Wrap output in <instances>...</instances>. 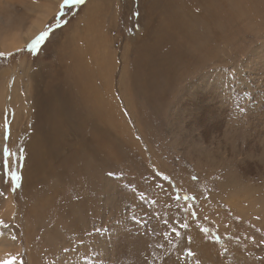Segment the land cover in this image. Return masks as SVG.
<instances>
[{"label":"rangeland","instance_id":"rangeland-1","mask_svg":"<svg viewBox=\"0 0 264 264\" xmlns=\"http://www.w3.org/2000/svg\"><path fill=\"white\" fill-rule=\"evenodd\" d=\"M151 1L122 0L114 21L117 54L105 72V84L111 86L113 71L119 132L105 130L109 150H95L96 138L85 124L79 128L68 110V120L61 127L52 122L46 132L43 150L55 172L46 169L47 182L35 200L29 195L32 187L25 196L22 169L32 122L28 119L27 129L19 133L12 122L17 108L8 105L14 78L24 70L17 67L9 77L0 103V144L7 125L11 138L3 136V149L7 146L14 155L11 172L0 167V260L264 264V0H176L171 8ZM62 3L41 32L49 36L35 50L29 46L41 33L18 52H2L0 70L23 60L33 69L51 62L54 66V47L80 22L90 0L71 8H61ZM148 3L158 14L184 6V27L160 28L175 34L177 54L169 43L165 51L170 53L161 57L151 50L152 35L140 38ZM111 11L113 17L115 8ZM147 50L152 54L148 59ZM62 61L59 74L53 66L42 70L48 82L64 76L67 63ZM144 70L151 72L146 80ZM2 89L0 82L1 94ZM87 117L84 111L82 118ZM0 155L2 162L4 152ZM189 251L196 256L189 257Z\"/></svg>","mask_w":264,"mask_h":264},{"label":"bare ground","instance_id":"bare-ground-1","mask_svg":"<svg viewBox=\"0 0 264 264\" xmlns=\"http://www.w3.org/2000/svg\"><path fill=\"white\" fill-rule=\"evenodd\" d=\"M62 1L63 0H2V6L0 5V52H18L22 50L26 44L34 40L43 31L47 22L56 14ZM121 1L122 0H90L84 12V16L81 20L79 19L80 22L76 23L71 31L69 30L70 35L68 34L69 36H67L63 42L61 41L60 47H54V49L57 48L58 50L56 51L57 55L54 59V66L51 62V64L46 63L45 65H40L38 68L33 69L29 67L30 65L27 64L26 60H23L13 69L8 67L0 70V82L3 84L2 94L0 92V103H4V99L7 95L9 77L12 74H17V67H20V73L24 70L23 74H18L14 78L11 101L8 105L9 109L13 107L17 108V117H12V122L14 123L13 126H18L19 133L27 129V125L25 124L28 119L32 122L31 135L26 141L28 152L25 153L26 159L22 169L26 189L25 196L28 194V188L32 187L33 191L29 192V195L33 200L40 196V190L43 187L45 179L44 176L47 173L46 169L49 168L48 173L50 172V174H54L55 172V167L53 169L54 171L52 170L51 158L46 157L48 154L43 150V145L48 138L46 132L51 128L49 125L52 122H54V124L59 123L56 126L61 127V125L68 120L67 114L68 110H70L72 113L69 114V116H75L79 128L83 126H81L82 123L85 124L84 129L87 127L88 134L96 138L94 144L95 150L102 152L109 150L106 146L105 130H111L115 135L119 132L117 131L119 125L114 113V107L116 106L113 98L115 86L111 82L114 72H109L110 83L108 85H111L109 88H106L105 72L108 71L110 63L115 60L117 54L116 51L113 50L114 46L117 44V39L113 35L118 30V26L115 25L114 21L121 11ZM156 1L166 3L169 8H171L172 2L176 0ZM177 1H181L183 4L185 3V0ZM152 6L151 3L145 6L147 20L143 25L144 30L139 32L140 38L145 40L148 36L152 35L155 41L151 46V50L160 53L161 57L167 56V54L170 53L165 51L170 49L169 43L172 44L173 52H179L180 48L178 49L174 45L175 34L169 35L168 32H163L160 28L166 25H171L173 30L184 27L186 24L184 6L180 7L177 12H166L165 14L156 13L155 8H152ZM111 7L115 8L113 17L110 16L112 12ZM214 20L215 18L213 21ZM154 22L157 23L156 26H153ZM69 29L71 28L69 27ZM150 29H152V31H150ZM167 38L170 39L167 40ZM130 49V44H127V51L130 52ZM145 53L147 59L152 56L149 50ZM62 59L64 63H67L66 71H63L64 76L59 79H54L51 75L50 77L54 80L48 82L45 74L41 73L42 70H51L53 66L54 73L59 74L64 68ZM164 60L163 62H165ZM155 66V68H160L159 65ZM143 73L144 76L142 77L144 80L151 74L150 70H144ZM204 96L205 95H203V97ZM3 109L4 106L0 104V113L2 114ZM84 111H88L89 118L87 117V120L82 118ZM76 113L81 115L78 117L81 119H77ZM95 120L102 127V132L96 130ZM17 121L23 124L19 126ZM2 122L3 119L1 125ZM189 123L191 124L190 121ZM202 123L204 122L202 121ZM196 129L198 128L196 127ZM3 136L4 131H2L0 152L3 151ZM18 136L19 134L15 135L14 139L18 138ZM46 162H48V165Z\"/></svg>","mask_w":264,"mask_h":264},{"label":"snow or ice","instance_id":"snow-or-ice-1","mask_svg":"<svg viewBox=\"0 0 264 264\" xmlns=\"http://www.w3.org/2000/svg\"><path fill=\"white\" fill-rule=\"evenodd\" d=\"M85 3V0H63V3L61 5V8L63 7H68V8H71V7H74L76 5H80V4H83ZM137 15H139V13H137ZM67 23V21H65V24ZM49 36V32L45 31L43 33H41L32 43L31 45L29 46L31 50H35L37 45L40 44L41 41L45 40L46 37ZM5 55V53H2L0 52V56H3ZM11 138V133H10V129H9V126L6 125V129H5V135H4V139L5 141H8L10 140ZM21 151V154L23 153V149L20 150ZM3 152H4V159L2 162H0V167H3L6 172L5 174H7V172H11L12 169H11V161H10V158L12 155H14L13 153H11L10 149L5 146L4 149H3ZM13 175V178L17 181L20 180V176L19 175H16L15 173L12 174ZM108 175H112V173H108ZM167 179V177H165ZM192 179L196 180L198 179V177H192ZM0 195H3L2 192H0ZM185 198H190V197H185ZM177 199H179V197H177ZM192 215H195L194 213H190ZM182 227L184 228H187L188 225L186 224H183ZM179 233H177L178 235ZM13 240L16 239L15 236L12 237ZM188 256L189 257H195L196 256V253L193 252V251H189L188 252ZM15 257H12L11 259H5V260H0V264H15ZM197 264H200L199 260H197Z\"/></svg>","mask_w":264,"mask_h":264}]
</instances>
